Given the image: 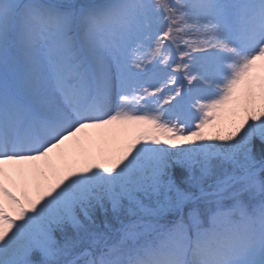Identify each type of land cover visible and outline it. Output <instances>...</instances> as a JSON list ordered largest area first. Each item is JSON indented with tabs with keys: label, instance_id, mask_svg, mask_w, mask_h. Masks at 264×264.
Masks as SVG:
<instances>
[{
	"label": "snow or ice",
	"instance_id": "obj_1",
	"mask_svg": "<svg viewBox=\"0 0 264 264\" xmlns=\"http://www.w3.org/2000/svg\"><path fill=\"white\" fill-rule=\"evenodd\" d=\"M0 264H264V0H0Z\"/></svg>",
	"mask_w": 264,
	"mask_h": 264
}]
</instances>
